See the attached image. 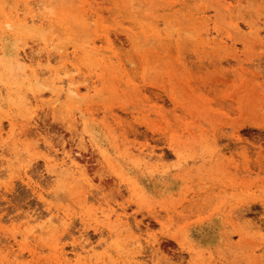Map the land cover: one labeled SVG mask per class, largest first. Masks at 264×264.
<instances>
[{"label":"rangeland","instance_id":"obj_1","mask_svg":"<svg viewBox=\"0 0 264 264\" xmlns=\"http://www.w3.org/2000/svg\"><path fill=\"white\" fill-rule=\"evenodd\" d=\"M16 15L23 35L0 38V264H264V0H0V35ZM36 37L75 108L20 84L17 47L47 67Z\"/></svg>","mask_w":264,"mask_h":264},{"label":"bare ground","instance_id":"obj_2","mask_svg":"<svg viewBox=\"0 0 264 264\" xmlns=\"http://www.w3.org/2000/svg\"><path fill=\"white\" fill-rule=\"evenodd\" d=\"M29 20L30 19H28L26 16L19 17V15H16L15 18L5 21L6 27H1V35H0L1 40L5 39V38H7V39L8 38H12V39L19 38V35L20 34L23 35V33L25 32V30L21 27L20 24H27L29 22ZM31 22L39 23L42 25V23H44V15L42 14L38 18H32ZM35 39L43 40L40 37H36ZM42 43H43L42 46H40V45L38 46V43H37V47L35 49L38 52V55L36 58L37 63L39 65H41L42 63L45 62L46 66H47L45 68H42L43 70H36L30 66L27 68V67H24L22 65V63L25 62L26 60H28L30 62H32V60H34V58L32 56L27 55L25 53L26 51H25L23 46L26 44V42H24L23 46L21 47L24 51L22 53L23 54L25 53L23 56L20 54L21 53L20 51H22V50H20V47H17L15 49L13 60L17 64L16 75H17V78H18L20 84L22 86L23 85L25 86L24 90L30 91L32 93V96L34 98L35 103H38L40 105L45 104L52 111H55V112L59 111V110L61 111L66 107L75 108L76 103H77L75 100V95L78 93L79 88L77 86L73 85V83L71 81L73 78L71 79V78L67 77V79H65L63 77L64 78L63 79L61 77L62 76V75H60L62 73L61 68H60L61 70H59L58 68H52L49 65V62L51 61L49 56L44 57V56H42L43 54L41 53V51L45 49V44H46L45 40H43ZM73 50H74V52L76 51L75 48ZM0 52L3 54H6L7 50L4 46V44L0 45ZM67 56H68V54H67ZM51 63H52V61H51ZM63 64H65V63L63 62ZM45 73H48V75L45 76ZM65 74H63V75H65ZM64 82H65V84L63 85ZM39 85H42L44 88L45 87L49 88L48 93H47V94H50L49 100L44 101L43 96H44L45 92H43V89L40 88ZM28 97H30V96H28ZM24 98H25V100H23V101L25 104H27L28 106L33 105V104H31V102L29 101L27 96H25ZM77 109H79L78 112L80 113L79 115L81 116L83 114L82 113L83 110L80 109L79 107H77ZM13 127H14V123L11 122V128H13ZM22 131H23V128H22ZM88 140L91 142V145L95 147V149H98V144L93 139L92 136L89 135ZM99 153H100L101 158H103L104 160L109 159L107 156V153L105 151H99ZM75 165H76V158L69 156L66 161L64 160L63 162L58 163V168H57V166H54L57 168V169L54 168L55 169L54 171L57 170L56 173L59 172V174L68 173L71 170V168ZM59 174H58V176H59ZM81 182L83 183V181H81ZM82 250L85 252H88L89 248L85 249V245H84V246H82ZM79 252H81V251H79Z\"/></svg>","mask_w":264,"mask_h":264}]
</instances>
